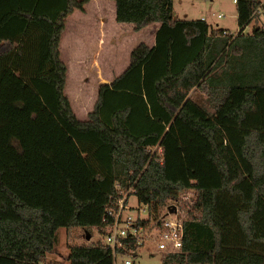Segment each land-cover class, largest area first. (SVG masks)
Wrapping results in <instances>:
<instances>
[{"label":"trees","instance_id":"1","mask_svg":"<svg viewBox=\"0 0 264 264\" xmlns=\"http://www.w3.org/2000/svg\"><path fill=\"white\" fill-rule=\"evenodd\" d=\"M89 1L0 0V81L11 67L41 97L85 153L104 198L77 195L74 179L60 171L66 184V204L61 202L42 175L2 157L6 139L25 152L18 135H6L0 139V264H45L62 226L105 233L102 220L82 214L100 205L103 217L131 186L157 222L167 199L196 189L182 251L163 264H264L261 0L236 1V33L212 28L203 18L177 17L174 0H114L116 20L133 23L136 31L160 22L156 44L140 42L125 70L101 82L93 109L81 119L66 92L61 41L68 17L85 11ZM196 86L207 90L213 111L189 95ZM4 102L0 98V108ZM25 102L10 101L21 109ZM8 122L0 115V126ZM68 259L114 264L102 239L70 245Z\"/></svg>","mask_w":264,"mask_h":264},{"label":"rangeland","instance_id":"2","mask_svg":"<svg viewBox=\"0 0 264 264\" xmlns=\"http://www.w3.org/2000/svg\"><path fill=\"white\" fill-rule=\"evenodd\" d=\"M113 2L115 1L91 0L85 11H74L67 19L62 36V58L68 65L66 92L75 112L81 118H87L88 112L93 109L101 82L117 75L126 66L130 51L139 44L140 33L135 32L133 24L115 19ZM174 7L175 15L179 18H200L205 15L210 27L225 25L232 33H236L239 27L236 3L233 0H174ZM253 24L254 22L247 25L245 31L251 32ZM9 75L0 81V98L5 101L1 105L0 115L8 117L9 121L6 127L0 126V139H4L6 135H18L25 152L23 155L17 153L6 139L3 143L9 149L4 151L2 157L9 160V163L18 164L26 172L30 170L42 175L41 178L52 184L55 195L65 204L66 184L60 171L74 179L72 185L77 195L82 198L94 195L98 197L82 171L81 161L75 155L74 138L66 133L31 87L18 75ZM20 98L26 101L25 108L21 109L10 103L11 100ZM194 98L206 110H214L212 99L203 88L195 93ZM152 149L158 152L161 150L157 145ZM196 194L194 188L183 193L186 206L193 210ZM102 197H98L100 201L104 199ZM131 203H137L136 197ZM100 208V205H93L82 217L98 223L102 220ZM98 239L104 242L103 233L96 229L88 230L80 226L68 229L62 226L58 230L55 251L48 253L45 261L47 264H70V245L95 242ZM135 261L136 264L162 263L160 253L150 255L147 252L136 257Z\"/></svg>","mask_w":264,"mask_h":264},{"label":"built area","instance_id":"3","mask_svg":"<svg viewBox=\"0 0 264 264\" xmlns=\"http://www.w3.org/2000/svg\"><path fill=\"white\" fill-rule=\"evenodd\" d=\"M258 12L263 21L264 0H261ZM185 190L167 199L160 213V222L150 217L148 204L138 200L133 186L121 190L122 195L117 199L118 206L109 207L102 217L106 224L104 243L112 248L114 264H136V257L144 252L150 255L160 253L163 264L168 255L182 251L185 222L191 210V207L186 206L187 201L183 200ZM134 197L136 204L131 203ZM172 206L175 207L174 211L170 210Z\"/></svg>","mask_w":264,"mask_h":264},{"label":"crops","instance_id":"4","mask_svg":"<svg viewBox=\"0 0 264 264\" xmlns=\"http://www.w3.org/2000/svg\"><path fill=\"white\" fill-rule=\"evenodd\" d=\"M236 3V2H235ZM113 4H114V15H115V19H116V3L115 2H113ZM76 11V10H75ZM220 14V13H219ZM236 14H237V9H236ZM202 17H204L205 18V20L207 21L208 20V18H207V16H205V15H201L200 16V18H202ZM198 18V17H197ZM131 24H133V23H131ZM251 24V23H250ZM249 24V25H250ZM159 27H160V22H158V21H153V22H150L147 26H145V27H143L142 29H140V30H138V31H136L135 30V32H139L140 33V36H139V38H140V40H139V43L140 42H142V41H144V42H146L147 44H149L150 46H153V45H155L156 44V34H157V31H158V29H159ZM219 27H223V28H227V26H225V25H222V26H219ZM212 28H217V27H215V26H213ZM246 32V31H245ZM247 32H249L248 30H247ZM131 52H132V50L130 51V53H129V55H128V61L126 62L127 64H126V66L118 73V74H120L121 72H123L124 70H125V68L128 66V64H129V62H130V54H131ZM11 73L12 74H16V75H18V73L17 72H15L11 67H9L8 69H7V71H6V73H5V75H4V77H3V79L6 77H8V75L10 74L11 75ZM117 74V75H118ZM7 75V76H6ZM10 75H9V77H10ZM19 76V75H18ZM116 76V75H115ZM115 76H112L111 78H110V80H108V81H105V82H110ZM5 78V79H6ZM200 88H202V87H194L192 90H191V92H190V96L191 97H193L194 98V96H195V93L198 91V90H200ZM205 91H207L205 88H203ZM205 93V92H204ZM98 97V96H97ZM78 115V114H77ZM86 115V114H85ZM87 116H88V114H87ZM81 118V117H80ZM81 119H87V118H81ZM73 141H75L74 139H73ZM74 147H73V149H74V151H75V155H76V157L77 158H79V160L81 161V168H82V171H83V173H84V175L86 176V178H87V180L91 183V185H92V187L94 188V191H95V193L96 194H100V187H99V185H98V183H97V181H96V179L93 177V175L90 173V171H89V169H88V167H87V165L85 164V161H84V157H85V153L84 152H82L81 151V149L79 148V146H78V144H77V142L75 141V145H73ZM89 208H91V206L89 207ZM87 237L89 238V235H87ZM68 252H69V249H68ZM68 252H67V254H68ZM45 264H47L46 263V261L44 262Z\"/></svg>","mask_w":264,"mask_h":264},{"label":"water","instance_id":"5","mask_svg":"<svg viewBox=\"0 0 264 264\" xmlns=\"http://www.w3.org/2000/svg\"><path fill=\"white\" fill-rule=\"evenodd\" d=\"M170 210L171 211H174L175 210V207L174 206L170 207Z\"/></svg>","mask_w":264,"mask_h":264}]
</instances>
